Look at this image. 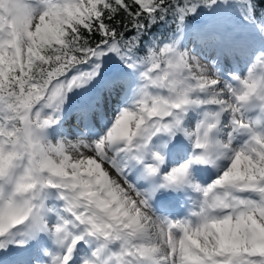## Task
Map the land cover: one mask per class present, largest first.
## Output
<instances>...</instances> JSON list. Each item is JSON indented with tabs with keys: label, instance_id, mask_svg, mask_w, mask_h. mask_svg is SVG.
I'll list each match as a JSON object with an SVG mask.
<instances>
[{
	"label": "snow or ice",
	"instance_id": "1",
	"mask_svg": "<svg viewBox=\"0 0 264 264\" xmlns=\"http://www.w3.org/2000/svg\"><path fill=\"white\" fill-rule=\"evenodd\" d=\"M0 264H264V0H0Z\"/></svg>",
	"mask_w": 264,
	"mask_h": 264
}]
</instances>
